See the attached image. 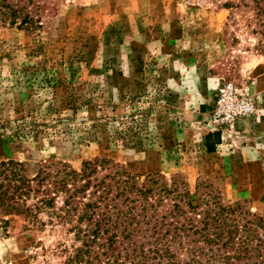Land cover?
<instances>
[{"label": "rangeland", "instance_id": "1", "mask_svg": "<svg viewBox=\"0 0 264 264\" xmlns=\"http://www.w3.org/2000/svg\"><path fill=\"white\" fill-rule=\"evenodd\" d=\"M220 81L255 84L236 131L208 124ZM104 158L264 216V0H0V163ZM48 220L0 206V264H65L95 227Z\"/></svg>", "mask_w": 264, "mask_h": 264}, {"label": "trees", "instance_id": "2", "mask_svg": "<svg viewBox=\"0 0 264 264\" xmlns=\"http://www.w3.org/2000/svg\"><path fill=\"white\" fill-rule=\"evenodd\" d=\"M0 206L32 224L46 215L49 224L94 225L65 264H264V216L224 203L210 185L192 194L178 178L141 180L106 158L79 171L52 164L33 178L1 162Z\"/></svg>", "mask_w": 264, "mask_h": 264}, {"label": "built area", "instance_id": "3", "mask_svg": "<svg viewBox=\"0 0 264 264\" xmlns=\"http://www.w3.org/2000/svg\"><path fill=\"white\" fill-rule=\"evenodd\" d=\"M254 83L242 85L229 81H220L213 89L211 102L208 104L211 128L218 131H236L256 114L257 97Z\"/></svg>", "mask_w": 264, "mask_h": 264}]
</instances>
